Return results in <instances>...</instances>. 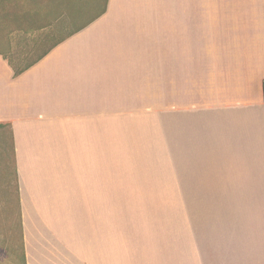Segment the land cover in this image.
Wrapping results in <instances>:
<instances>
[{"label": "crops", "instance_id": "0c3cea01", "mask_svg": "<svg viewBox=\"0 0 264 264\" xmlns=\"http://www.w3.org/2000/svg\"><path fill=\"white\" fill-rule=\"evenodd\" d=\"M263 80L264 0H106L0 55L24 264H264Z\"/></svg>", "mask_w": 264, "mask_h": 264}, {"label": "rangeland", "instance_id": "374dc122", "mask_svg": "<svg viewBox=\"0 0 264 264\" xmlns=\"http://www.w3.org/2000/svg\"><path fill=\"white\" fill-rule=\"evenodd\" d=\"M105 0H0V55L16 69L100 12ZM67 18V22L62 20ZM11 139L0 129V264H24Z\"/></svg>", "mask_w": 264, "mask_h": 264}, {"label": "trees", "instance_id": "16d2710c", "mask_svg": "<svg viewBox=\"0 0 264 264\" xmlns=\"http://www.w3.org/2000/svg\"><path fill=\"white\" fill-rule=\"evenodd\" d=\"M105 6H106V0H105V3H104V6H103V8H102V10L100 11V12H98L95 16H93L89 21H87L86 23H84V24H82V25H80V26H78V27H76V28H74V29H72V30H70L67 34H66V36L65 37H63L62 39H60L59 40V43L60 42H62L63 40H65L66 38H68V37H70V36H72V35H74L75 33H77V32H79L80 30H82L83 28H85L87 25H89L91 22H93L94 20H96L97 18H99L104 12H105ZM67 18H65V19H63L62 20V23L64 24V22H67ZM48 51V50H47ZM46 51V52H47ZM45 52V53H46ZM44 53V54H45ZM43 54V55H44ZM42 55V56H43ZM41 56V57H42ZM38 61V59H36L35 61H33L32 63H30L29 65H27L26 67H24V68H21V69H16V68H14V70H15V75H18V74H20V73H22L23 71H25L27 68H29L30 66H32L33 64H35L36 62ZM0 128H2V125H0ZM24 257V256H23Z\"/></svg>", "mask_w": 264, "mask_h": 264}, {"label": "built area", "instance_id": "2783aa9c", "mask_svg": "<svg viewBox=\"0 0 264 264\" xmlns=\"http://www.w3.org/2000/svg\"><path fill=\"white\" fill-rule=\"evenodd\" d=\"M261 87H262V94H263V98H264V80L262 81Z\"/></svg>", "mask_w": 264, "mask_h": 264}]
</instances>
